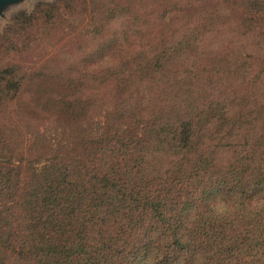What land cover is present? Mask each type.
<instances>
[{"label": "trees", "instance_id": "1", "mask_svg": "<svg viewBox=\"0 0 264 264\" xmlns=\"http://www.w3.org/2000/svg\"><path fill=\"white\" fill-rule=\"evenodd\" d=\"M199 1L172 12L180 34L125 52L104 37L86 69L0 67V112L29 105L55 125L0 122V264H264V212L219 219L208 203L264 192V0ZM140 2L39 3L0 42L62 9L73 32L102 37ZM113 85L154 87L164 107L114 112Z\"/></svg>", "mask_w": 264, "mask_h": 264}, {"label": "rangeland", "instance_id": "2", "mask_svg": "<svg viewBox=\"0 0 264 264\" xmlns=\"http://www.w3.org/2000/svg\"><path fill=\"white\" fill-rule=\"evenodd\" d=\"M59 1L61 0H25L11 6L5 12L4 17L0 19V32H4L5 27L10 23L12 16L15 14L21 11L31 14L39 3L54 4ZM119 1L126 3L131 0ZM186 5L191 8L197 6L206 7L207 2H200L199 0H144L143 3L140 2L134 6L131 15L126 16L125 19L113 27H109L107 34L102 37H92L91 35L73 32L68 26V21H75L74 19L72 21L70 15L62 9L55 24H46L40 20L25 36L17 35L11 37L9 40L1 41L0 67L18 63L29 70L43 69L57 72L70 69L73 63L77 62V64L85 68L84 60L89 59L90 56L94 55V62L98 61L100 63L102 53L99 49H101L104 37L108 39L116 38L119 43V49L123 52L126 50L135 51L146 45L148 47V45L153 43L157 45L166 34H180V21L172 24L170 19L175 8L179 10L180 6ZM87 6L88 9L91 8L90 4ZM95 6H98V4ZM77 9L82 12L85 7H78ZM176 12L178 11L176 10ZM88 14L89 12H86V15ZM179 14L178 12L177 15ZM26 37H28V40H25ZM28 41L32 42L29 43ZM23 44L30 45L22 48ZM19 47L21 48L16 50ZM64 54L70 56L71 59L64 56ZM122 54L124 56L127 55L125 53ZM92 67H99V65ZM127 92H117L114 85L113 88L109 87L103 90V95L106 97L104 99L105 103L110 110L120 112L127 111L129 106H134L133 108L139 107V109L142 107L143 113L148 117L153 112L157 114L164 107V104L157 98L158 90L154 87L147 86L145 90L141 91L139 96L132 94L131 91ZM146 92L151 100L149 103L141 106L140 96ZM100 95H102V91ZM21 121L36 124L42 127L44 131L55 127L54 122L49 117L44 114L40 115L29 105L24 107L13 106L11 109L0 112V122L3 124H16L21 123Z\"/></svg>", "mask_w": 264, "mask_h": 264}, {"label": "clouds", "instance_id": "3", "mask_svg": "<svg viewBox=\"0 0 264 264\" xmlns=\"http://www.w3.org/2000/svg\"><path fill=\"white\" fill-rule=\"evenodd\" d=\"M208 203L211 209V215L215 218H231L238 212L244 215L254 216L264 212V192L258 193L251 199L244 201L243 207H241L239 197H225L223 194L216 195ZM177 264H185L184 259L180 258ZM191 264H206V261L202 254L196 253L191 259Z\"/></svg>", "mask_w": 264, "mask_h": 264}, {"label": "water", "instance_id": "4", "mask_svg": "<svg viewBox=\"0 0 264 264\" xmlns=\"http://www.w3.org/2000/svg\"><path fill=\"white\" fill-rule=\"evenodd\" d=\"M25 0H0V19L4 17L5 12L13 5H16ZM11 23V20H10Z\"/></svg>", "mask_w": 264, "mask_h": 264}]
</instances>
